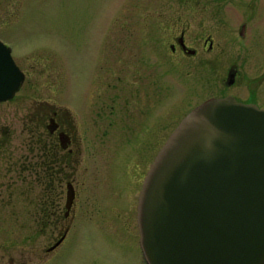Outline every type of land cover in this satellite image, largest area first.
Instances as JSON below:
<instances>
[{
    "label": "rangeland",
    "instance_id": "1",
    "mask_svg": "<svg viewBox=\"0 0 264 264\" xmlns=\"http://www.w3.org/2000/svg\"><path fill=\"white\" fill-rule=\"evenodd\" d=\"M198 1L192 0L190 4L196 5ZM179 3L182 2L175 0L174 5L179 6ZM199 5H206L207 13H198V17H206L205 21L216 26L231 28L251 16L252 23L260 21L264 32V0H201ZM251 6L260 11L255 19L250 14ZM122 7L124 12L120 15ZM116 17L123 23L133 22L131 26L128 24L130 28L142 27V34L134 29L129 36L150 40L155 31V0H0V39L14 48V57L28 73L16 98L0 105V264H143L133 223L127 220L124 226L123 218L111 212L112 204L125 202L122 173L131 151L121 150L127 145L112 155L111 167L108 164L114 143L95 141L94 148L91 145V154L95 155L93 186L96 194L91 201H83L87 214L76 223L68 243L58 254L50 256L45 254L49 240L42 236L34 216L28 215L24 201L29 196L33 204L37 203L40 189L36 183H32V189H27L28 184L23 186L22 183L30 182L29 173L12 169L14 163L21 167L27 162V123L35 117V111L40 114L46 103L57 102L73 114L76 106L84 112L91 91L94 72L91 70L94 62L104 57L103 44L109 34L106 27ZM134 22L139 24L134 25ZM124 33L112 30L110 34L115 40ZM222 33L223 41L232 40L229 34ZM258 49L260 54L254 55L255 62L230 58L202 65L190 61L189 68L185 66L181 71L175 69L176 64L161 61L156 104L154 111L145 109L146 122H151L155 116L159 123L166 122L168 117L184 116L196 105L219 95V76L224 79L219 80L221 84L228 87L225 73L229 66L242 69L247 79L252 71L264 77V41ZM248 81H240L223 93H236L247 99L255 92L264 107V78L253 86ZM164 133L166 131L160 137L163 138ZM154 143L156 154L164 141L157 139ZM12 182H16V187L9 189L12 185L8 184ZM112 185L121 193L118 201L109 191ZM33 204L31 210L36 214L37 206ZM106 209L110 212L106 213Z\"/></svg>",
    "mask_w": 264,
    "mask_h": 264
},
{
    "label": "flooded vegetation",
    "instance_id": "2",
    "mask_svg": "<svg viewBox=\"0 0 264 264\" xmlns=\"http://www.w3.org/2000/svg\"><path fill=\"white\" fill-rule=\"evenodd\" d=\"M179 1L182 3L175 6V0H155V31L152 32L150 40L129 36V32L134 29L142 34V27L130 28L133 22L123 23L118 21L117 17L115 21L109 22V27H106L109 34L103 44L105 54L103 58L94 62L91 70V72L94 70L91 76L92 85L84 112L79 106L75 107L73 114L67 108L60 107L57 102L46 103L44 111H40V114L35 111V117L27 123V162L21 167L14 163L12 169L16 172L23 169L29 173L30 182L22 183L23 186L28 184L27 189H32V183H36L40 189L37 203L33 204L29 196L24 201L28 215L34 216L42 236L49 240L45 251L47 256L58 254L68 243L76 223L87 214L86 208L82 205L83 201H91L96 194L93 186L95 155L91 154V145L94 148L95 141H111L114 144L111 146L109 167L113 164L112 155L117 153L120 147L127 145V148L124 147L121 151L125 149L127 153L131 151L126 157L122 173L125 180V185L122 183L126 192L125 202H120V205L112 204L111 212L112 215L123 218L124 226L127 220L133 223L132 228L143 264H147L140 243L138 211L144 181L160 152L158 149L155 154L154 141L162 139L165 144L193 110L190 109L184 116L177 118L168 117L163 123L157 121V116L151 122H146L145 109L154 111L157 89L160 87L157 78L160 62L170 61L177 65L176 70L182 71L185 66L189 68L190 61L202 65L208 61L217 62L230 58L242 62H255L254 55L260 54L258 46L264 41L260 21L252 23L253 18L248 16L247 21L236 22L231 28H223L205 21L206 17H198V13L201 15L207 13V6L199 5L201 0L196 2V5L190 4L192 0ZM123 9V7L119 9L120 15L124 12ZM250 10L254 19L260 15L256 6H251ZM135 24L139 23L134 22ZM112 30L124 31V36L113 40L114 38H111L113 34H110ZM222 31L229 34L232 40L223 41ZM160 36L163 37L162 40ZM4 43L11 47L14 57V48L7 42ZM14 59L20 67L15 57ZM20 69L23 71L22 67ZM23 72L27 78V71ZM225 77L228 87L221 84L220 81L224 79H220L219 76L221 90L219 95L211 98L233 96L243 103H253L264 108L256 99L255 92H251L247 99L240 98L236 93H223L240 81L249 80L253 86L256 82L263 81V76L252 71L247 79L242 69L232 65L226 69ZM16 96L0 105L13 101ZM167 126L169 128L166 130ZM164 131L166 133L162 138L160 134ZM14 184L16 182L9 183L8 185H12L9 189L16 187ZM109 191L115 200L121 198L119 189L114 185ZM103 200L107 202L106 199ZM32 204L37 206L38 210L36 208L34 211L38 215L32 213ZM109 210L106 209V213H109ZM92 223L97 226L95 222Z\"/></svg>",
    "mask_w": 264,
    "mask_h": 264
},
{
    "label": "water",
    "instance_id": "3",
    "mask_svg": "<svg viewBox=\"0 0 264 264\" xmlns=\"http://www.w3.org/2000/svg\"><path fill=\"white\" fill-rule=\"evenodd\" d=\"M25 79L0 39V103ZM138 221L147 264H264V108L233 96L194 108L146 176Z\"/></svg>",
    "mask_w": 264,
    "mask_h": 264
}]
</instances>
